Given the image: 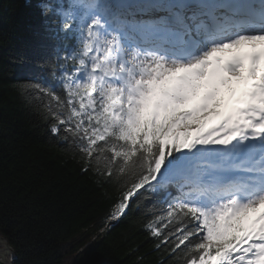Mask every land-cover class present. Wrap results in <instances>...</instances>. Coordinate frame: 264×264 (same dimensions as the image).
<instances>
[{"label":"snow or ice","instance_id":"obj_1","mask_svg":"<svg viewBox=\"0 0 264 264\" xmlns=\"http://www.w3.org/2000/svg\"><path fill=\"white\" fill-rule=\"evenodd\" d=\"M28 93L172 264H264V0H46ZM150 202V203H149Z\"/></svg>","mask_w":264,"mask_h":264},{"label":"trees","instance_id":"obj_2","mask_svg":"<svg viewBox=\"0 0 264 264\" xmlns=\"http://www.w3.org/2000/svg\"><path fill=\"white\" fill-rule=\"evenodd\" d=\"M46 0H0V237L14 264H172L135 205L112 220L119 185L70 150L22 85L37 79L53 40ZM150 203V202H149Z\"/></svg>","mask_w":264,"mask_h":264},{"label":"bare ground","instance_id":"obj_3","mask_svg":"<svg viewBox=\"0 0 264 264\" xmlns=\"http://www.w3.org/2000/svg\"><path fill=\"white\" fill-rule=\"evenodd\" d=\"M0 239H1V237H0ZM1 241V240H0ZM11 252V249L9 248V247H6V248H2L1 246H0V264H9V261L10 260H6L5 258H4V254H7V253H10Z\"/></svg>","mask_w":264,"mask_h":264},{"label":"rangeland","instance_id":"obj_4","mask_svg":"<svg viewBox=\"0 0 264 264\" xmlns=\"http://www.w3.org/2000/svg\"><path fill=\"white\" fill-rule=\"evenodd\" d=\"M114 218L115 217H113L112 218V220H114ZM1 241H0V246L2 247V248H6V247H9L8 245H7V243H6V240H4L3 238H1L0 239ZM10 248V247H9ZM11 249V248H10ZM13 253V251H12V249H11V252L10 253H7V254H4V258L8 261V260H11L12 259V254Z\"/></svg>","mask_w":264,"mask_h":264},{"label":"water","instance_id":"obj_5","mask_svg":"<svg viewBox=\"0 0 264 264\" xmlns=\"http://www.w3.org/2000/svg\"><path fill=\"white\" fill-rule=\"evenodd\" d=\"M12 251H13V249H12ZM9 264H14L13 260H10L9 261Z\"/></svg>","mask_w":264,"mask_h":264}]
</instances>
